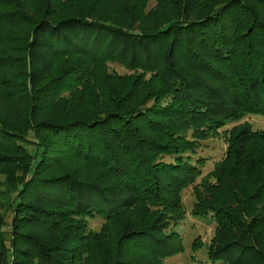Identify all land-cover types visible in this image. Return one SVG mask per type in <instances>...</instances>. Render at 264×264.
Masks as SVG:
<instances>
[{"label": "trees", "instance_id": "1", "mask_svg": "<svg viewBox=\"0 0 264 264\" xmlns=\"http://www.w3.org/2000/svg\"><path fill=\"white\" fill-rule=\"evenodd\" d=\"M149 2L0 0V264H164L193 184L207 257L264 264V130L192 161L264 116V0Z\"/></svg>", "mask_w": 264, "mask_h": 264}, {"label": "rangeland", "instance_id": "2", "mask_svg": "<svg viewBox=\"0 0 264 264\" xmlns=\"http://www.w3.org/2000/svg\"><path fill=\"white\" fill-rule=\"evenodd\" d=\"M154 5L155 0H150L149 7ZM110 68L115 69L117 72H125V69L117 63H110ZM241 122L249 123L252 129L264 130V116L262 114L252 113L245 115L239 121L227 123L219 130V134L202 141L196 153L192 154V161L194 163L199 158H202V162L198 163L201 175L197 178V182L206 181L207 174L213 170L215 163L222 158L226 147L225 132L232 126ZM165 159L167 160L168 158ZM210 180L213 181V177H211ZM193 185L188 186L182 192V202L186 210V216L181 223L177 225V230L182 237L184 249L166 257L163 260L164 264H222L219 260H210L206 254V244L214 234V219L210 214L203 216H193L190 214L194 201V194L192 191ZM8 215L9 212H6L5 216L8 217ZM102 222V218L93 217L89 218L88 225L91 229L97 230Z\"/></svg>", "mask_w": 264, "mask_h": 264}]
</instances>
